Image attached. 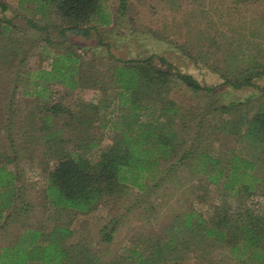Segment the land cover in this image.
Returning <instances> with one entry per match:
<instances>
[{
  "label": "trees",
  "instance_id": "obj_1",
  "mask_svg": "<svg viewBox=\"0 0 264 264\" xmlns=\"http://www.w3.org/2000/svg\"><path fill=\"white\" fill-rule=\"evenodd\" d=\"M19 3L20 9L31 10L40 17V21L29 19L28 23L32 29L48 33L46 45L59 48L52 55L50 69L40 70L34 77L42 81H33L31 90L21 92L31 100L30 110L21 120L23 117L15 110L21 102L19 93L23 86L20 84L22 77L33 74L23 71L22 67L32 56L36 42L27 39L26 33L9 20L0 19V65L15 66L0 112L3 134V142L0 138V232L10 229L19 216L27 214L29 218L34 212L21 168L23 159L34 162L46 179L39 191L41 205L47 213L38 224L24 226L20 222L15 238L0 247V264H101L91 249L68 243L73 234L72 219L93 212L112 198L124 196L129 189L142 193L152 180L157 179L155 187L167 176L175 181L180 173L198 181L192 183L191 196L195 199L208 200L213 195L212 187H219L224 195L233 198L236 207L230 212L215 211L210 218H205L190 205L182 216L175 217L164 236L138 240L124 257L129 262L126 263L172 264L169 256L192 253L197 259L193 264H212L206 254L221 246L238 262L264 264V217L249 205L253 196H264L262 163L233 151L212 154L206 145L211 136L208 134L205 139L202 128L205 125L207 130H213L214 133H209L218 140L219 127L211 124L209 118L219 120L217 124L224 133L262 148L264 88L257 80L264 77V72L252 67L240 71L236 79L222 74L224 81L213 87L202 85L164 56L118 57L111 51L115 45L103 42L99 34L128 17L127 0H120L114 10L108 0H19ZM0 9L7 11V4L0 2ZM52 18L57 23L39 24ZM51 29L57 31V37H53ZM92 32L99 37L95 48L101 52L104 48L110 54L107 63L101 64L105 69L103 74L96 60L85 62L81 56L89 55L80 53L78 47L69 43L72 36L86 37ZM116 35L121 41L126 39L123 33ZM56 38L64 39L59 43L55 42ZM27 43L29 47L24 49ZM86 68L92 86L105 94L110 88L105 82L108 79L111 88L117 90L119 114L112 142L95 158L90 153L97 144H87L84 132L100 122L102 105L75 99L83 89ZM49 84L56 85L57 99L53 98ZM223 86L238 91L249 87L259 93L225 103L221 99L224 92L216 91ZM181 87L191 93L205 92V98L210 100L207 113L192 117L196 125L194 131L190 127L193 136L189 141L184 131L188 122L186 113L171 97V92ZM186 142L189 146H185ZM261 154L260 150L259 159ZM115 230V224L104 226L101 241L110 243Z\"/></svg>",
  "mask_w": 264,
  "mask_h": 264
},
{
  "label": "rangeland",
  "instance_id": "obj_2",
  "mask_svg": "<svg viewBox=\"0 0 264 264\" xmlns=\"http://www.w3.org/2000/svg\"><path fill=\"white\" fill-rule=\"evenodd\" d=\"M0 2L7 4L8 7L5 12L0 9V19L9 20L11 25L17 26L20 31L26 33L27 39L36 42L32 56L22 67L23 71H30L33 74L22 77L23 81L20 85L23 88L19 93L21 102L15 106V110L23 117L21 118L23 120L30 110L31 100H27V96L21 92L31 90L33 81H42L34 77L40 70L50 69L52 55L59 46L55 45L53 49V46L48 43L46 45L45 39L48 33L32 29L28 23L29 19L40 21V17L33 14L31 10L20 9L19 0H0ZM119 3L120 0H108V5L113 10L119 6ZM127 3L128 17L122 22L118 21L117 24L115 22L112 28L99 34L103 37V42L115 45L111 51L118 57L164 56L182 72L193 75L202 85L213 87L224 81L222 74L228 79H236L239 78L240 71L252 67L257 68L261 73L264 72V0H127ZM56 21L55 18L45 19L39 24L53 25L57 23ZM114 27L116 30L112 31ZM50 32L54 38L57 37L55 29H51ZM116 33H123L126 39L123 38L121 41ZM63 39L52 40L59 42ZM98 42V35L92 32L86 37L72 36L69 43L78 47L80 53L89 55V57L81 56V58L84 57L85 62H90L91 59L96 60L97 67H100L98 70L102 71L100 74H103L105 69L101 64L107 63L106 59L110 54L102 48V45L100 48L103 52L100 49L97 50L95 46ZM45 46H47L46 50ZM28 47L29 43L24 49ZM12 69H15V66L0 65L1 113L13 77ZM86 71L87 68L84 69L83 89L75 99L80 98V102L102 105L98 116L100 122L84 132L87 144L94 142L97 144L90 153L95 158L112 142L113 128L119 114L117 90H113L110 81L106 79L105 82L110 88L104 94L101 89L91 85L92 78ZM257 82L261 88H264V77H259ZM48 87L53 98L57 99L56 85L49 84ZM246 88L248 89L238 91L223 86L216 91L224 92L221 99L225 103L234 99L242 100L251 94L259 93L256 89ZM204 93L202 91L191 93L183 87L171 92V97L183 109V113H186L188 122L184 126V131L185 139L188 141L193 136L190 127L194 131L193 126L196 125L192 117L209 111L207 102L210 100L205 98ZM209 119L211 124L219 127L218 140L209 133L213 130H207L205 125L202 127L205 132L203 137L206 139L208 134L211 136L209 141L206 140L208 141L206 145H209L208 148L212 154L233 151L246 159L260 160L264 169V145L260 148L258 144H245L233 134L224 133L217 124L219 120ZM2 135L0 132L1 141ZM189 144L186 142L185 146ZM260 150L262 154L259 159ZM21 168L24 169L23 174L27 180L25 187L29 194L28 198L34 202V212L29 218L27 214L19 216L18 221L10 229L0 232V247L7 245L15 238V229H19L20 222L24 226L38 224L40 220L42 221L43 214L47 213L44 205H41L42 192L39 191L45 186L46 179L42 177L38 166L28 158L22 160ZM167 177L159 186L155 187L157 179L152 180L148 183L146 191L142 193L136 189H129L124 196L118 199L112 198L108 204L104 203L93 212L75 216L71 221L70 227L73 234L68 239V243L80 244L91 249L101 264H127L128 260L124 257L138 240L146 236L153 238L157 235L164 236L166 229L171 228L175 217L185 213L190 205L205 218H210L215 211L230 212L236 207L233 198L224 195L219 187H212L213 195L208 200L200 201L191 196L192 183H198L195 177L182 173L175 178V181ZM249 205L257 214L264 217V196H253L249 200ZM174 223L177 225V222ZM114 224L116 230L112 241L102 242L101 230L106 225L112 227ZM206 255L212 264H243L235 260L234 256H229L228 251L223 250L221 246L214 247ZM168 258L171 259L172 264H193L197 261L192 253H176ZM246 264L253 263L246 261Z\"/></svg>",
  "mask_w": 264,
  "mask_h": 264
}]
</instances>
